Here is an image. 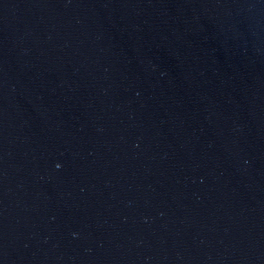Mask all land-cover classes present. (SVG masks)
Here are the masks:
<instances>
[{"label":"water","instance_id":"obj_1","mask_svg":"<svg viewBox=\"0 0 264 264\" xmlns=\"http://www.w3.org/2000/svg\"><path fill=\"white\" fill-rule=\"evenodd\" d=\"M0 264H264V0H0Z\"/></svg>","mask_w":264,"mask_h":264},{"label":"clouds","instance_id":"obj_2","mask_svg":"<svg viewBox=\"0 0 264 264\" xmlns=\"http://www.w3.org/2000/svg\"><path fill=\"white\" fill-rule=\"evenodd\" d=\"M57 166H59V165H57Z\"/></svg>","mask_w":264,"mask_h":264}]
</instances>
